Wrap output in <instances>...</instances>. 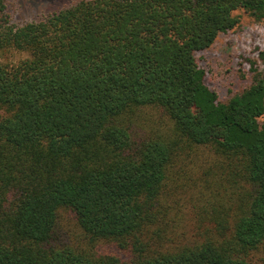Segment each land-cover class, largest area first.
Wrapping results in <instances>:
<instances>
[{
  "label": "trees",
  "instance_id": "16d2710c",
  "mask_svg": "<svg viewBox=\"0 0 264 264\" xmlns=\"http://www.w3.org/2000/svg\"><path fill=\"white\" fill-rule=\"evenodd\" d=\"M238 11L264 25V0H81L23 25L0 0V264H264V50L226 102L196 58Z\"/></svg>",
  "mask_w": 264,
  "mask_h": 264
},
{
  "label": "rangeland",
  "instance_id": "374dc122",
  "mask_svg": "<svg viewBox=\"0 0 264 264\" xmlns=\"http://www.w3.org/2000/svg\"><path fill=\"white\" fill-rule=\"evenodd\" d=\"M78 1L81 0H6L11 21L16 25L39 21ZM236 15L237 27L219 34L209 48L196 54L199 66L206 73L204 82L220 102L228 101L250 85L253 73L249 61H255L256 68H262L259 52L264 50V25L255 22L245 11H238ZM6 57L8 61H18L26 55L10 51ZM76 235L77 230L72 227L69 238L74 240ZM251 254L253 264L262 263L259 251Z\"/></svg>",
  "mask_w": 264,
  "mask_h": 264
}]
</instances>
